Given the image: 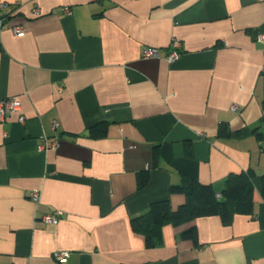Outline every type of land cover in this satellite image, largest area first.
<instances>
[{
	"label": "crops",
	"instance_id": "0c3cea01",
	"mask_svg": "<svg viewBox=\"0 0 264 264\" xmlns=\"http://www.w3.org/2000/svg\"><path fill=\"white\" fill-rule=\"evenodd\" d=\"M1 2L20 4L0 10V100L20 108L0 121V264H264V0ZM248 170L251 215L166 225L154 248L132 230L185 203L183 176L221 193Z\"/></svg>",
	"mask_w": 264,
	"mask_h": 264
},
{
	"label": "trees",
	"instance_id": "16d2710c",
	"mask_svg": "<svg viewBox=\"0 0 264 264\" xmlns=\"http://www.w3.org/2000/svg\"><path fill=\"white\" fill-rule=\"evenodd\" d=\"M90 133L93 137L103 134L97 126ZM252 178L253 172L250 170L231 173L224 179L221 193H216L211 184H201L183 176L178 185L171 186L170 192L183 194L185 203L173 209L169 200L153 202L145 213L131 218V228L144 237L147 248H154L160 244L162 228L166 225L178 226L207 216H219L224 225H230L236 214L251 215L253 212ZM148 180V173L142 174L139 187L145 186ZM184 236L195 240V228H190Z\"/></svg>",
	"mask_w": 264,
	"mask_h": 264
},
{
	"label": "built area",
	"instance_id": "2783aa9c",
	"mask_svg": "<svg viewBox=\"0 0 264 264\" xmlns=\"http://www.w3.org/2000/svg\"><path fill=\"white\" fill-rule=\"evenodd\" d=\"M13 7H14V9H17L20 7V4L14 3L13 5H10V4L5 3V2L0 3V10H2V11L3 10L11 11V9ZM34 12L36 14L39 13V11L37 9H35ZM2 19H3V17H1L0 25L2 24ZM10 30L16 36H21L24 34V31H23L21 26L12 27V28H10ZM258 38H259V41L262 44H264V34L258 35ZM181 50H182L181 41L178 39H173L169 45L168 53H167L165 59L168 62H173L174 60H176L179 57V55L181 54ZM141 56L144 59L157 58V57H159V51L155 48L145 47L142 50ZM19 108H20V103L15 98L0 100V121H2L6 115L17 112L19 110ZM232 110L237 111L238 106L234 105L232 107ZM19 121L23 122L24 118L20 117ZM52 127L54 129H56L58 127V124L55 121H53ZM57 144H58V139L54 138L52 141H50L48 143H44L43 147L45 148L48 145L52 146V147H57ZM217 196L219 197V195H217ZM30 198H31V200L38 202L39 198H40L38 191H32L30 193ZM62 214H63L62 211H56L54 213L44 214L41 217V220L45 225L55 224L59 221V218ZM53 257L57 262L64 263L67 261V259L69 257V253L67 251H55L53 253Z\"/></svg>",
	"mask_w": 264,
	"mask_h": 264
}]
</instances>
